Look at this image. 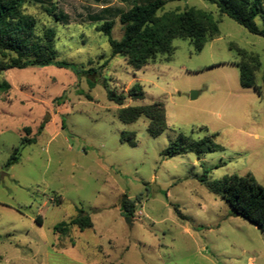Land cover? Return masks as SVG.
Masks as SVG:
<instances>
[{"label":"rangeland","instance_id":"374dc122","mask_svg":"<svg viewBox=\"0 0 264 264\" xmlns=\"http://www.w3.org/2000/svg\"><path fill=\"white\" fill-rule=\"evenodd\" d=\"M131 5L24 4L37 21L38 37L47 28L55 31L58 60L84 69L107 61V67L92 87L87 77L55 66L0 71V82L10 85L0 93V264H264L263 232L229 215V205L199 180L208 170V181L251 174L264 186V38L206 0L169 2L158 16L205 10L219 22L220 35L200 53L189 40L176 39L170 62L158 56L135 72L126 59L112 56L108 38L98 31L113 21V38L120 40V17ZM232 44L258 55L261 94L240 86ZM104 83L117 93L140 83L145 99L128 98L119 106L108 100ZM154 101L164 102L168 121L158 137L149 135L145 117L131 124L119 120L121 108ZM201 127L217 134L221 150L201 158L161 155L180 134L205 136ZM122 132H135L137 146L123 143ZM16 148L20 161L6 168ZM124 195L135 201L132 217L122 213ZM77 208L90 215L93 228L55 233L54 226L69 222Z\"/></svg>","mask_w":264,"mask_h":264},{"label":"trees","instance_id":"16d2710c","mask_svg":"<svg viewBox=\"0 0 264 264\" xmlns=\"http://www.w3.org/2000/svg\"><path fill=\"white\" fill-rule=\"evenodd\" d=\"M28 0H0V71L10 69L44 68L55 66L74 72L78 78H88L90 86H94L102 77L107 61L97 68L84 69L67 61L58 60L55 49L56 33L47 28L42 37L36 35V19L23 11ZM179 0H152L146 3L134 1L130 9L123 13L120 22L124 26V33L120 40L113 38V21L105 22L98 31L108 38L112 49V56H121L127 60L135 72L146 67L151 60L158 56H167L168 62L175 50L176 39L189 40L195 52L200 53L206 44L220 35L219 22L211 12L195 7L183 12H167L162 16L157 13L169 2ZM215 5L221 14L234 20L249 33L264 38V0H206ZM49 15L61 17L52 9H46ZM238 55V62L234 63L240 70V86L244 89H254L261 94L260 86L256 84V72L261 67L258 55L248 52L234 44L231 45ZM170 60V61H169ZM217 65L211 67L214 68ZM109 101L122 106L130 98L132 100L145 99L144 87L135 83L127 93H117L104 83ZM10 85L0 82V93L7 92ZM92 100L90 95H86ZM145 117L148 120L147 131L150 136L158 137L168 129L166 106L162 101H154L143 106H127L118 111L121 122L131 124ZM49 122L45 119L40 131ZM64 127V126H63ZM207 134L201 138L180 134L176 140L162 151L164 158L192 153L201 158L207 153L216 152L222 147L216 142L217 134L209 133L207 127H201ZM121 141L130 146H137L135 132H122ZM28 144L33 139H23ZM19 149L16 148L5 164L10 168L20 161ZM205 170L199 179L208 190L219 196L230 207V214L240 217L258 227L264 234V186L251 175H227L220 180L208 181ZM140 198V197H138ZM124 216L132 217L135 212V201L124 195L120 201ZM40 224V221L36 219ZM90 215L83 209L77 208V214L69 222L62 221L54 226V232L67 236L72 227L79 230L93 228Z\"/></svg>","mask_w":264,"mask_h":264},{"label":"crops","instance_id":"0c3cea01","mask_svg":"<svg viewBox=\"0 0 264 264\" xmlns=\"http://www.w3.org/2000/svg\"><path fill=\"white\" fill-rule=\"evenodd\" d=\"M134 1H136V2H138V3H141V2H140L141 0H131L132 3H133ZM229 215H231V214L229 213Z\"/></svg>","mask_w":264,"mask_h":264},{"label":"water","instance_id":"95a60500","mask_svg":"<svg viewBox=\"0 0 264 264\" xmlns=\"http://www.w3.org/2000/svg\"><path fill=\"white\" fill-rule=\"evenodd\" d=\"M196 98V95H192V99H195ZM128 221H131L129 218H127Z\"/></svg>","mask_w":264,"mask_h":264}]
</instances>
